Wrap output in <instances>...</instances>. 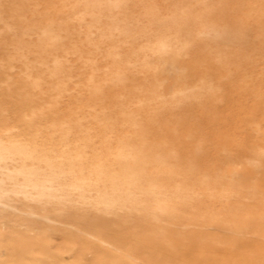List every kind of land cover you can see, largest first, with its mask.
<instances>
[{
  "label": "rangeland",
  "instance_id": "1",
  "mask_svg": "<svg viewBox=\"0 0 264 264\" xmlns=\"http://www.w3.org/2000/svg\"><path fill=\"white\" fill-rule=\"evenodd\" d=\"M0 110V250L42 259L52 240L78 264L88 242L26 218L49 216L101 242L105 264H155L80 225L122 211L153 249L178 237L155 227L177 217L225 251L237 241L202 231L248 225L242 242L261 236L244 264H264V0H0Z\"/></svg>",
  "mask_w": 264,
  "mask_h": 264
},
{
  "label": "bare ground",
  "instance_id": "2",
  "mask_svg": "<svg viewBox=\"0 0 264 264\" xmlns=\"http://www.w3.org/2000/svg\"><path fill=\"white\" fill-rule=\"evenodd\" d=\"M242 37H246V36H242ZM240 42H242V41H240ZM0 120L1 121L6 120V117H4V114H3V112H1V110H0ZM2 150L3 149H1V146H0V159L4 158V154H3ZM5 194H6L5 191L4 192L0 191V202L9 200V198ZM2 211L5 212L6 210L4 209ZM121 212H120L121 219H113V218H111V219L105 218L104 219L103 217H92V218L84 219L83 221L80 222V225L84 227L83 230H88V231H91L93 233H96V236L99 237L97 239L102 240V241H105V240L115 241L114 243L116 244V246L124 247L125 249H127L131 253H133V255L136 258H137V256L145 257V258L150 259L151 263H155V264H161V263H166V264L167 263L168 264H244L245 261H249L251 259L255 260L254 259L255 257H253L252 255H250V253H247V252L251 249V247H254V245L257 246L258 243H260V236L261 235L259 233H254L255 235L253 237H250L248 239L249 241L245 240L248 242H242V240L245 239V237H246V236H244L245 233L249 232V228H248L249 226L248 225H246L245 227H242V228H238L236 226L229 227L226 225L216 224V225H211V228H206V230L204 229L205 231H202V232L204 234L209 235V236H210L209 231L214 230V231L218 232V234H217L218 236H222V237L224 236L226 238L229 237L231 240H234V241L236 240L237 242L235 243V249L234 250H240V249L246 250V253L244 255L240 256L239 261L230 262L235 255L234 252H236V251H234V250L225 251V249L221 248V246H219V247H208V248H203V247L199 246L197 244V242H195L192 238V237H195L196 235L195 236L192 235V237L188 236V232L192 231L190 227L194 225V222H189V221L186 222V221L180 220L177 217V221H176L177 223H175L174 226L164 227V226H160V225L156 224L155 227L157 229L161 228L170 234L176 233V236L178 235V237L171 236L172 238L167 239V235H166V239H167L168 243L165 246H161L160 248L153 249L150 247L149 248L140 247L139 244H141V241L135 239L132 236L133 227L130 225H126L127 221L131 219V215H129V214L126 215L127 213H124L123 215H121ZM164 213H166L165 210H164V212L162 211V213L156 214L155 217H158ZM75 214H76V212L72 211L71 213H63V215H60V216L63 218H72L73 215H75ZM44 217L45 218L37 219V218L28 216L26 218H27L28 222L31 221L32 224H39L40 223V225L47 227L46 237L49 239H51L57 235V236H61V239H64V240L84 239L85 242H88V244L83 249H80V251H78V253H76V255L73 256V258H77L78 264H105L111 260V258H110L111 256L107 257L104 255V253H103L104 248H103L102 244H100L101 242L100 243H92L89 241V239L87 237L86 238L81 237V232L80 233L79 232L73 233L70 231H66L65 229L60 228V227H52L48 224V221H47L48 218L50 219V217L49 216H47V217L44 216ZM33 219H36V220H33ZM159 219H161V218H159ZM159 219H157V220H159ZM261 219H263V218H261ZM114 220L120 221L121 224L123 223L122 227L121 226L115 227L114 223H113ZM258 221H260V220H258ZM206 226H208V225H206ZM141 228H144V227H141ZM80 229H81V227H80ZM227 229H229L230 231L232 230L231 231L232 233H230V235L225 233L227 231ZM199 233H201V232H199ZM180 237L185 238L183 240L187 241L189 244L187 245V247H184L183 249H180L178 252H176V250L173 248V246H176V245H173V243H174V241H176V242L181 241ZM3 239L4 238L0 237V240H3ZM155 240H157V239H155ZM157 241H159V240H157ZM49 242H50L49 244L42 246V250L44 253V257L42 259H37V257L35 256L36 254L35 255L33 254V253H35V250L33 248L34 245L31 247H28L27 249H23V250L21 249L20 250L19 248H16L11 244H5L4 249L0 250V256H5L8 259L9 264H15V263L16 264H21V263L23 264L24 262H22V261H24V260H30L32 262V264H37V263L38 264H63L64 262H66L67 260H64L59 255H56V254H53L52 252H50V248H52L51 245H53V244H52V240H50ZM170 242H171V244H169ZM115 244H113V245L115 246ZM37 245H39V244H37ZM155 245H157V244L155 243ZM258 247H260V245ZM203 249H205V250L202 251ZM207 249H209V250L206 251ZM89 252H95V253L101 252V253H103V256H100L98 258H96L97 256H95L94 258L89 259L87 256V253H89ZM209 252H214L215 256L217 257V260L215 259V256H211ZM201 254H203V255H201ZM219 256H223L221 260H218ZM181 258H182V261L180 260ZM4 262L6 264V260Z\"/></svg>",
  "mask_w": 264,
  "mask_h": 264
}]
</instances>
